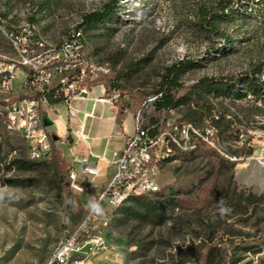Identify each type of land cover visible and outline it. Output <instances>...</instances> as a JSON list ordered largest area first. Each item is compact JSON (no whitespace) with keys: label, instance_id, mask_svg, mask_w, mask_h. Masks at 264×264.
<instances>
[{"label":"rangeland","instance_id":"obj_1","mask_svg":"<svg viewBox=\"0 0 264 264\" xmlns=\"http://www.w3.org/2000/svg\"><path fill=\"white\" fill-rule=\"evenodd\" d=\"M111 1L0 0V18L28 24L45 45L56 46L85 14ZM201 3L119 0L114 15L85 37L81 54L92 76L89 89L99 87L125 112H138L143 124L154 118L167 134L189 132L154 173L160 189L181 192L169 219L157 225L118 218L113 211L120 205L98 203L78 238L84 245L62 264H264V89L255 94L248 88L251 75L264 81V0L243 3L233 24L222 19L220 30L230 43L199 27ZM178 61L191 62L180 76L179 93L204 78L232 82L231 90L156 112L154 92L165 68ZM67 142L55 141L51 151L71 156L72 140ZM8 175L0 173V181ZM37 175L41 181L32 187L0 182V264H58V246L85 217L82 205L97 202L106 186L96 177L83 183L81 193L70 189L75 202L64 213L57 174ZM94 236L97 242L90 241Z\"/></svg>","mask_w":264,"mask_h":264},{"label":"built area","instance_id":"obj_2","mask_svg":"<svg viewBox=\"0 0 264 264\" xmlns=\"http://www.w3.org/2000/svg\"><path fill=\"white\" fill-rule=\"evenodd\" d=\"M83 65L76 38H72V45L65 51H48L41 44L29 43L21 30L0 33V117L4 126L15 125L24 131L25 138L30 139L29 159L45 160L51 155L50 134L42 118L44 108L51 109L55 104L50 100L69 106L73 100L87 96V80L92 76ZM13 81L23 82V90L13 89ZM31 92H38V99H31ZM3 97H12V104H3ZM69 111L74 114L71 109ZM152 127H144L137 112L132 133L109 160L93 153L85 135L81 131L77 133L79 140L86 145V157H76L73 146H70L76 165L68 170L69 187H73L75 193L83 192L85 186L79 181V174L92 178L98 176L100 161L105 160L112 167V173L93 208L58 246V253L53 258L56 263L66 262L71 252L84 245L78 243V238L90 224L98 203L110 205L123 201L127 189H147L151 193V186H159L154 177L157 169L154 157L166 159L174 146H180L178 137L187 136L189 131L182 128L175 135L167 134L168 130L152 131ZM89 156H95L96 162H90ZM98 239L99 236H94L90 241L97 242Z\"/></svg>","mask_w":264,"mask_h":264},{"label":"trees","instance_id":"obj_3","mask_svg":"<svg viewBox=\"0 0 264 264\" xmlns=\"http://www.w3.org/2000/svg\"><path fill=\"white\" fill-rule=\"evenodd\" d=\"M118 1L119 0H112L101 10L91 11L85 14L80 22L76 24L75 29L71 33L72 35L70 34L67 38H76L78 41H82L81 43L84 48V41L88 32L100 29V27L114 15ZM246 1L247 0H202V3L196 10V16L200 23L199 27L203 31L223 38V42L230 43L231 40L229 38H224L225 35L220 30L222 19H230V24H233L237 16L241 17L239 9ZM238 22L240 25L244 23V21L241 20H238ZM190 65L191 62L178 61L165 68L160 86L154 92L156 97L151 101V106L156 112L168 111L181 106L190 107L192 103H197L199 100L207 97L213 90H217L218 94L224 93V90H231L232 82L226 83L222 80L204 78L190 85L182 93H179L180 76L186 69L190 68ZM261 71L262 67L258 65L256 67V72L261 73ZM248 88L249 91L257 94L260 89H264V81H259L251 75L249 76ZM225 94H228L229 97L233 95L242 97L239 93L233 94L231 92H225ZM50 102L59 103V101L52 100H50ZM114 105L117 107L116 123L120 124L125 115V108L117 104ZM156 121V119L151 118L149 123L143 124V126H153L152 131H155L157 130ZM224 129L228 130L229 126H224ZM49 134L51 144H53L55 141L52 140L51 136L55 133L49 131ZM68 138L70 137L68 136ZM28 154L27 144L22 133L7 130L4 126L3 118L0 117V173L2 175L11 173L1 179L0 182L2 185L15 188L32 187L39 184L41 181L39 178L40 176L37 175L39 171L52 170L57 174L60 181L59 187L62 192L61 210L67 213L75 202V196L71 194L70 189L72 190V188L69 187L68 170L70 165L66 158L57 150L51 151L50 157L45 160L29 159ZM180 193L181 192L177 189L175 190L172 187H167L147 194H131L129 198H126L119 204L120 206L113 211V215H117L116 217L118 218H136L140 221L161 225L173 214ZM94 203L95 201L92 200L82 205L83 215L89 213ZM97 213L99 216L103 215L100 211ZM71 231H73V229ZM244 248L248 247L245 246ZM131 253L135 254L136 251H132Z\"/></svg>","mask_w":264,"mask_h":264},{"label":"crops","instance_id":"obj_4","mask_svg":"<svg viewBox=\"0 0 264 264\" xmlns=\"http://www.w3.org/2000/svg\"><path fill=\"white\" fill-rule=\"evenodd\" d=\"M44 109L42 118L46 122V129L54 132L58 137L57 141L62 144L68 143L67 139L72 140L70 146H73V154L80 158L86 157V145L79 140L77 136L79 131L87 138L92 152L103 155L107 160L112 157L114 151L123 147L125 138L133 131V114L126 111L121 123L117 124V107L102 97L99 87L90 88L84 99L73 100L69 106L55 103L51 109L46 107ZM69 109L73 111V115ZM70 155L64 157L66 160L70 158V165L75 166L71 152ZM88 160L96 162L95 156H89ZM99 167L100 174L96 177L101 185H105L112 173V167L105 160L99 162ZM78 177L82 183H90L96 178L89 177L87 180L84 177L80 178V174Z\"/></svg>","mask_w":264,"mask_h":264},{"label":"bare ground","instance_id":"obj_5","mask_svg":"<svg viewBox=\"0 0 264 264\" xmlns=\"http://www.w3.org/2000/svg\"><path fill=\"white\" fill-rule=\"evenodd\" d=\"M10 30H21V31L25 32V34H26V36H27V38L29 40V43L41 44V46H44L45 49H47L48 51H65V49L68 46L72 45V38H70V39L67 38L59 45H56V46H51V45L49 46L48 45L47 46V45H45L43 43V40L36 34L35 31L32 30V28L28 24L11 25V24H8L4 19L0 18V33L10 32ZM77 42H78V47H79V53H81L82 48H83V46H82L83 44L81 43L82 41H78L77 40ZM13 89H15V90H23V82H21V81H13ZM31 99H38V92H31ZM3 104H12V97H3ZM6 129L9 130V131L21 132L23 137H24V139H25V141H26L27 150L29 152L30 139L29 138H25L24 131H22L21 129L16 128L15 125H7ZM32 160H35V159H32ZM161 160H163L162 157H154V165L158 166V164H159V162ZM71 188L74 191V188L73 187H71ZM159 189H160L159 186H151V192H156ZM147 193H150L147 189H127L126 192L123 193V201L131 194L139 195V194H147ZM123 201H115V203H110V205L111 206H116V205L121 204ZM57 253H58V251H57Z\"/></svg>","mask_w":264,"mask_h":264},{"label":"water","instance_id":"obj_6","mask_svg":"<svg viewBox=\"0 0 264 264\" xmlns=\"http://www.w3.org/2000/svg\"><path fill=\"white\" fill-rule=\"evenodd\" d=\"M44 125H46V122L44 121ZM52 140L53 141H57L58 140V137L55 135V134H52Z\"/></svg>","mask_w":264,"mask_h":264}]
</instances>
